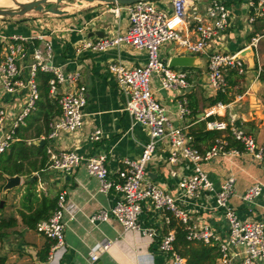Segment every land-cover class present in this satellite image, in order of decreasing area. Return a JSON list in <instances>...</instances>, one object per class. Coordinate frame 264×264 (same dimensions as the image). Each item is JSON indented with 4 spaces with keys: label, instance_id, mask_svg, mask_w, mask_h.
I'll return each mask as SVG.
<instances>
[{
    "label": "built area",
    "instance_id": "2783aa9c",
    "mask_svg": "<svg viewBox=\"0 0 264 264\" xmlns=\"http://www.w3.org/2000/svg\"><path fill=\"white\" fill-rule=\"evenodd\" d=\"M246 9V22L252 31L253 25L264 20V0H241ZM233 0H172V11L162 8L154 1H141L115 9L116 16L124 9L128 14L129 27L124 33L115 36L85 39L78 50L104 52L113 47L127 45L148 55L144 66L127 67L111 63L109 73L116 79L119 89L126 98L124 110L130 115L133 125L147 129L149 140L139 158L123 162L117 175L112 176L106 166L107 157L86 156L75 151H56L51 144L47 146L48 168L55 172L72 174L83 169L99 182V191L118 195L115 205L90 218L98 221H115L125 233L143 234L147 243L165 254L169 264H188V260L175 250L176 231L169 229L159 237L153 229L142 228L139 222L144 209L155 210L162 214L167 225L175 220L187 233V240L216 248V264H264V221L241 219L230 204L235 195L236 179L228 178L217 190L213 181L202 169L203 163L217 157H247L264 167V143L259 144L237 124V118H227L228 105L218 103L211 106L200 117L205 122V131H219L221 136L214 139L208 149L201 151L196 146L195 136L189 127L176 125L167 108L156 98L153 82L159 90L176 93L177 116L185 121L191 116L188 91L191 87L188 73L183 69L171 68L169 61L162 57V49L175 44L185 54L205 56L207 59V84L210 91L217 95L230 89L229 76L233 73L245 74L247 59L241 56L244 50L232 54L222 50H211L212 45L232 26L235 11ZM191 35H183L186 28ZM42 34L33 38L19 35L2 37L4 44L0 55V86L7 94L24 95L19 112L0 105V162L16 138L17 130L26 126L27 119L37 110L41 91L37 81L39 72L50 73L49 98L55 100L60 114L49 124L50 132L44 139L52 143L64 133L78 134L86 124L85 107L88 103L86 86L80 83V72H65L53 64V44L44 41ZM42 41L31 54L28 45ZM259 39L255 38V45ZM28 69L26 77L23 76ZM261 71V70H260ZM61 88H63L61 90ZM219 116L227 119H219ZM211 118H215L211 120ZM102 131L94 130L90 135L92 142L102 140ZM37 139V140H39ZM35 141V140H34ZM168 147L167 160L172 167L189 166L192 175L184 176L179 183L183 197L198 199L206 192L215 194L216 207L222 213L228 226V233L221 237L215 228L205 221H196L186 211L180 200L161 188L148 176V166L160 145ZM262 194V186L255 184L249 188L242 199L254 204ZM68 191L58 196L57 208L47 220L37 225V230L52 241L49 255L51 264H59L67 253L65 244V212L68 206ZM114 242H102L91 250L85 264H100Z\"/></svg>",
    "mask_w": 264,
    "mask_h": 264
},
{
    "label": "crops",
    "instance_id": "0c3cea01",
    "mask_svg": "<svg viewBox=\"0 0 264 264\" xmlns=\"http://www.w3.org/2000/svg\"><path fill=\"white\" fill-rule=\"evenodd\" d=\"M240 1L233 0L232 6L235 17L232 26L214 41L210 51L222 50L236 54L244 49L251 48L253 50L245 57L247 59L245 74L239 75L235 72L236 74L233 73L229 76V96L232 97V100L226 103L229 107L225 116L237 118V124L252 135L259 144H263L264 81L259 78L263 67L259 45L264 37L261 34L264 31V20L255 23L251 31L246 22V9L242 7ZM90 5L95 6H86L77 14H73V12L52 17L34 11L23 17L0 18V55L4 47L2 37L19 35L33 38L42 34L47 36L44 41L53 44V64L65 72H80V83L86 86L88 94L84 129L78 134L64 133L56 141L47 142V146L51 144L56 151L69 150L86 156L105 155L108 170L112 176H116L126 159L133 160L140 157L149 140V134L144 127L133 125L130 115L124 110L126 98L119 89L116 79L109 73L108 68L111 63H120L127 67L144 66L148 62V55L145 51L127 45L113 47L104 52L78 50L79 44L85 39L105 38L89 37L92 32L102 31L106 33V37H111L124 33L129 27L128 14L124 9L120 10L118 16L114 13L119 6L103 3ZM159 6L171 12L172 0H162L159 2ZM183 35L190 36V28L187 27L183 31ZM255 38L259 40L253 45L252 41ZM40 46H43V42L38 40L30 43L28 48L32 54L34 49ZM171 46L172 44L163 48L162 57L164 60L169 61L176 56H195L185 54L175 44L172 48H168ZM166 48L169 49L168 52ZM197 57L200 66L192 68L194 70L190 72V75L189 71L186 70L191 85L188 93H192L198 102L199 113L197 116H189L185 121H180L176 113V93L167 92L163 94L161 93L162 90L158 92L159 84L156 80L153 82V89L156 98L167 108L175 124L181 127H189V130L193 131L201 130L204 133L206 132L205 122L200 121V117L212 106L211 100L216 95L210 91L207 82H204V75L207 72V59L205 56ZM27 74L28 69H25L23 76L26 77ZM233 78L236 80L234 85L230 82ZM24 100L23 94L19 96L7 94L0 86V105L19 112ZM55 109L54 118L60 114L59 107ZM33 115H37V110ZM33 115L27 119L26 126L22 128L28 127ZM222 117L219 116L218 118L227 119ZM98 129L102 131L103 138L98 142H92L90 135ZM30 131L34 132L35 127L29 129ZM219 135L222 133L219 132ZM195 139L197 147L201 151L211 147L214 142L213 137L205 134L195 137ZM34 140L37 139L28 140V142ZM167 147L166 144L159 146L148 166L149 178L180 200L181 205L194 220L210 223L221 237H225L228 233V226L222 213L215 210V194L206 192L198 199L183 197L179 189L180 180L184 176L192 175L193 170L189 166L172 167L169 165ZM202 169L213 181L217 190L228 178L235 177L236 192L230 199V204L236 209L241 219L264 221L263 166L247 157L225 156L203 163ZM33 176L37 177L35 181L30 180ZM31 177H26L24 188L13 189L3 196L5 207L0 209L4 210L5 217L3 218L0 211V222L11 217L16 218L18 222L14 228L0 230V259H4L3 264H51L49 262L50 252L46 260L42 259L43 250L47 244L51 243L50 240L37 229L32 230L24 225L20 215L22 212L28 213L29 207H38L43 197L58 198L64 190L68 191V206L65 212L67 253L59 264H85L91 250L107 241L114 243L108 252L102 256L99 261L100 264L170 263L165 254L147 243L143 234L125 233L122 226L114 220L110 222L98 221L95 224L90 222L93 215L104 210H110L115 205L118 195L114 192L108 194L100 192L99 182L89 176L85 170L79 169L72 174L60 175V173L47 167L43 173H33ZM23 181H25L24 177ZM30 181L36 182L34 186L36 198L33 197L32 200L25 198L28 187L31 189L33 187L28 184ZM5 182L6 179L4 185ZM255 184L262 186V194L254 204L250 205L245 203L242 197ZM14 197L15 199L12 201L11 198ZM9 202L16 203V207L5 210ZM139 222L143 229L155 230L159 237L165 235L169 230V225L165 223L164 216L153 209L151 211L147 208L144 209Z\"/></svg>",
    "mask_w": 264,
    "mask_h": 264
},
{
    "label": "trees",
    "instance_id": "16d2710c",
    "mask_svg": "<svg viewBox=\"0 0 264 264\" xmlns=\"http://www.w3.org/2000/svg\"><path fill=\"white\" fill-rule=\"evenodd\" d=\"M186 69L183 70L186 71ZM51 78L52 74L50 73L39 72L37 74V81L41 91L40 100L37 103V115H33L28 127L17 130L15 137L20 140L12 143L10 149L2 156L0 162V175L4 178L5 176L13 177L16 175L30 178L33 173H43L48 166L49 157L47 155V141L45 146H38L29 144L28 140L39 139L42 136H46L50 132L49 124L54 118L53 113L56 111L55 108H58L57 102L49 98V81ZM259 78L264 81V67H262ZM230 82L234 85L236 80L233 78ZM229 93L230 89L226 93H218L215 98L211 100V105L214 106L220 102L224 104L229 103L232 100ZM187 97L189 99L191 116H197L199 113L197 99L192 95V93H188ZM213 119L214 118H211V120ZM32 127H35L34 136L28 138L26 137V133ZM189 132L195 137L205 134L206 136L213 137L215 139L221 136L219 135V131H206L203 133L201 130H189ZM195 143L197 146V142ZM28 184L33 187L32 189L28 187L25 198L32 200L33 197L36 198L34 191L36 182L30 181ZM57 202L58 198L50 199L43 197L38 207H29L28 213L22 212L20 216L22 217L24 225H26L29 229L36 230L39 222L47 220L51 217L52 213L57 208ZM17 223V219L13 217L8 218L7 220H1L0 230L4 228H14L17 226ZM169 229H175V250L188 260V264L216 263V259L218 257L216 248L188 241L186 231L175 220L172 221ZM50 242L51 243L47 244L43 250V260L47 259L51 250L53 242ZM3 262H5L4 259H0V264H3Z\"/></svg>",
    "mask_w": 264,
    "mask_h": 264
},
{
    "label": "water",
    "instance_id": "95a60500",
    "mask_svg": "<svg viewBox=\"0 0 264 264\" xmlns=\"http://www.w3.org/2000/svg\"><path fill=\"white\" fill-rule=\"evenodd\" d=\"M13 2V6L6 7L0 6V18H16L27 15L30 12H39L43 14H56V15H67L68 11L63 10L61 8V4L65 2V0H27L25 2H19L18 0H11ZM79 5H83L84 3H105L111 5H119V6H127L132 5L141 1H162V0H75ZM106 37V33L102 31L92 32L89 37ZM252 53L253 50L251 48L244 50L241 52V56L246 57L247 54ZM197 56H176L169 60V65L171 68L176 69H186V68H195L200 65L197 62ZM168 62V60H165ZM207 81V75H204V82ZM161 93L166 94L167 90H162ZM177 125V124H176ZM29 144H34L38 146H45L46 141L44 139H39L35 141H29ZM36 176L30 178V180L35 181ZM6 184L3 187L4 192L11 191L13 189L19 188L23 185V176L16 175L13 177L5 176ZM5 205L4 201L0 202V208H3Z\"/></svg>",
    "mask_w": 264,
    "mask_h": 264
},
{
    "label": "rangeland",
    "instance_id": "374dc122",
    "mask_svg": "<svg viewBox=\"0 0 264 264\" xmlns=\"http://www.w3.org/2000/svg\"><path fill=\"white\" fill-rule=\"evenodd\" d=\"M19 1H21V0H19ZM159 2L160 1H157V3H158V5H159ZM93 4V3H92ZM96 4V3H95ZM99 4V3H98ZM103 4H105V3H103ZM106 5V4H105ZM107 5H109V4H107ZM111 5V4H110ZM86 6H95V5H90V3H86V4H84V5H79L75 0H65V2H63L62 4H61V8H63V9H66L67 11H68V13H73V14H77V13H79V11L81 10H83ZM114 6H116V5H114ZM34 12V11H33ZM39 13V12H38ZM39 14H43V13H39ZM47 16H60V15H56V14H48ZM23 17V16H22ZM41 17V16H40ZM261 34H263L264 35V31L263 32H261ZM173 45L174 44H172V46L171 47H168V48H172L173 47ZM168 46H170V45H168ZM163 50V49H162ZM167 50H169V49H167L166 48V51ZM259 51H260V55H261V63H262V66L264 67V37L262 38V40L260 41V45H259ZM168 52V51H167ZM187 70V72L189 71V75H190V72L191 71H193L194 69H192V68H187L186 69ZM176 107H177V103H176ZM176 111H177V108H176ZM34 135V132L33 131H28L27 133H26V137H28V138H30V137H32ZM24 177V180L25 181H23V185L21 186V187H19V188H24V186L26 185V177L25 176H23ZM4 181H5V178L4 177H2L1 175H0V199H1V201H3L4 200V198H3V196H5V194H6V192L4 193V190H3V187H4ZM6 183V182H5ZM7 196V195H6ZM6 199L8 200V197H6ZM15 199V197L14 198H11V200L13 201ZM5 202V201H4ZM4 207H5V205H4ZM3 207V208H4ZM16 207V203L15 204H12L11 202H9V205L7 206V208L5 209V210H10V209H14ZM0 211H1V213L3 214V218L5 217V215H4V210L3 209H0ZM1 218V217H0ZM2 218V219H3Z\"/></svg>",
    "mask_w": 264,
    "mask_h": 264
},
{
    "label": "bare ground",
    "instance_id": "6f19581e",
    "mask_svg": "<svg viewBox=\"0 0 264 264\" xmlns=\"http://www.w3.org/2000/svg\"><path fill=\"white\" fill-rule=\"evenodd\" d=\"M19 1V0H18ZM25 1H27V0H21V1H19V2H25ZM84 4H86V3H84ZM83 4V5H84ZM14 4H13V2L11 1V0H0V6H6V7H10V6H13Z\"/></svg>",
    "mask_w": 264,
    "mask_h": 264
}]
</instances>
